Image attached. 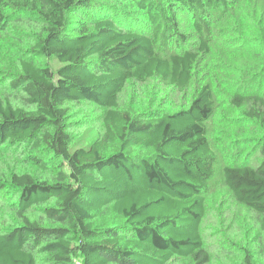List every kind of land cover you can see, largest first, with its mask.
I'll return each mask as SVG.
<instances>
[{
	"label": "trees",
	"instance_id": "trees-1",
	"mask_svg": "<svg viewBox=\"0 0 264 264\" xmlns=\"http://www.w3.org/2000/svg\"><path fill=\"white\" fill-rule=\"evenodd\" d=\"M215 35L261 62L228 98L264 127V0H0V264H264V130L253 165L220 167L214 255L204 238L217 77L188 88ZM156 79L174 110L127 97Z\"/></svg>",
	"mask_w": 264,
	"mask_h": 264
},
{
	"label": "rangeland",
	"instance_id": "rangeland-1",
	"mask_svg": "<svg viewBox=\"0 0 264 264\" xmlns=\"http://www.w3.org/2000/svg\"><path fill=\"white\" fill-rule=\"evenodd\" d=\"M180 20L187 31L193 32V35L189 39L192 43L189 44H191V49L197 50L199 40H196L197 33L191 28L189 18L186 15H181ZM232 23L237 25L235 20H232ZM213 31L215 30L213 29L212 33ZM16 34L17 30L14 29V31L10 30L7 36L12 40L18 35ZM223 39L222 35L212 36L210 39L212 53L207 56L203 54L199 56V62L195 65L194 69L193 83H191V86L188 88L189 91L202 81H212L214 74L217 77L218 85L215 88L217 108L215 114L207 122V136L220 162L215 178L210 181L209 193L206 195L207 210L202 223L205 241L211 245L213 255L217 250V246H215L213 242L219 236L217 227L215 226L216 220L220 214L224 215V217L228 214L225 207L229 204L226 201H221L223 197H226V192L225 186L220 180L222 176L220 167L228 164L236 165L240 163L253 165L254 161L258 158V145L254 137L260 135L261 130H264V127L260 123L244 121L237 108L230 105L228 98L235 87L241 85L243 80L249 81L251 73L248 74L246 71H255L252 67L259 66L261 62L254 63L249 56L251 51H247V48L244 49L235 44L226 46L227 42ZM212 64L214 66L217 65V67L211 71V69L209 70L207 67H210L209 65ZM215 84L216 82L213 83L214 86ZM256 84V88H258L259 85L263 87L264 80ZM150 89H153L160 95L162 105L165 109L172 111L178 107L177 102H179L180 99L175 93L171 92L168 85L157 79L149 81V83L145 85L135 86L134 92H126L127 97L139 96L145 91L149 92ZM83 107L90 108L88 110H91L95 116L100 113V111L89 107L86 103L77 105L73 107V109H80ZM80 115L81 114H78V116L75 117L78 118ZM75 128V144L77 145L86 143L99 136L102 130V128H100V123H97V121H93L92 123H77L75 124ZM2 197L3 196H0V199H2ZM4 220L1 219L0 224ZM174 264L187 263L181 261Z\"/></svg>",
	"mask_w": 264,
	"mask_h": 264
}]
</instances>
